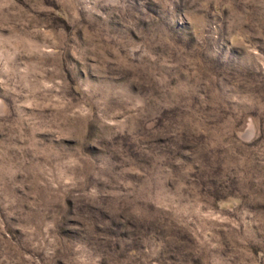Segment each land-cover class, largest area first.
Instances as JSON below:
<instances>
[{
    "label": "rangeland",
    "instance_id": "374dc122",
    "mask_svg": "<svg viewBox=\"0 0 264 264\" xmlns=\"http://www.w3.org/2000/svg\"><path fill=\"white\" fill-rule=\"evenodd\" d=\"M0 264H264V0H0Z\"/></svg>",
    "mask_w": 264,
    "mask_h": 264
}]
</instances>
